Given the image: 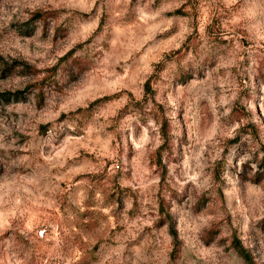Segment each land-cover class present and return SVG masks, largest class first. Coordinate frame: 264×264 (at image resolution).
Masks as SVG:
<instances>
[{
  "label": "rangeland",
  "instance_id": "rangeland-1",
  "mask_svg": "<svg viewBox=\"0 0 264 264\" xmlns=\"http://www.w3.org/2000/svg\"><path fill=\"white\" fill-rule=\"evenodd\" d=\"M0 264H264V0H0Z\"/></svg>",
  "mask_w": 264,
  "mask_h": 264
},
{
  "label": "trees",
  "instance_id": "trees-1",
  "mask_svg": "<svg viewBox=\"0 0 264 264\" xmlns=\"http://www.w3.org/2000/svg\"><path fill=\"white\" fill-rule=\"evenodd\" d=\"M235 240L232 241L234 247L244 257V259L249 262V255H248V253L242 248V245H240V243L238 241H235Z\"/></svg>",
  "mask_w": 264,
  "mask_h": 264
}]
</instances>
